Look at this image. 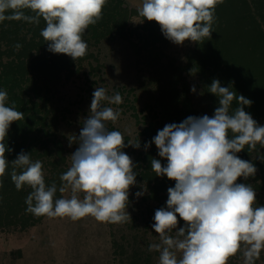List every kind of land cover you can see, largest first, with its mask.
Returning a JSON list of instances; mask_svg holds the SVG:
<instances>
[{
    "label": "clouds",
    "instance_id": "9594fccd",
    "mask_svg": "<svg viewBox=\"0 0 264 264\" xmlns=\"http://www.w3.org/2000/svg\"><path fill=\"white\" fill-rule=\"evenodd\" d=\"M223 0H141L139 16L155 21L171 42L183 45L211 39L215 10ZM107 0H0V23L23 21L45 27L40 36L48 51L65 54L74 61L88 52L83 39L90 25L103 18ZM19 50L22 45H14ZM195 92L193 86L191 89ZM208 91L218 97L219 106L211 117L189 116L180 123L166 124L152 138L160 159L152 158L155 176L175 181L167 189L166 207L158 208L152 229L159 242L148 246L159 254L158 264H228L239 254L243 264H256L264 252V206L257 205L256 190L251 184L237 183L255 176V165L237 153L247 146L264 161V126L244 110L252 101L237 95L231 87L214 79ZM122 96L107 95L104 87L92 93L90 113L83 120L71 164L59 177L61 184L46 183L43 163L33 161L31 153L21 151L9 161L12 151L7 135L13 122L24 119V113L8 106V93L0 90V187L10 174L17 191L25 186L31 191L25 199L26 212L36 217L70 218L78 221L93 217L101 223L122 224L131 220L127 211L130 188L136 184V164L123 149L137 143L128 142L120 131L109 130L121 109ZM236 102L237 107L233 108ZM259 145V149L258 146ZM71 146V142L69 144ZM145 144V150L149 147ZM10 168V173H9ZM71 191L69 198H56L57 191ZM144 193L137 192L140 197ZM82 197V198H81ZM183 227H178L179 221Z\"/></svg>",
    "mask_w": 264,
    "mask_h": 264
},
{
    "label": "trees",
    "instance_id": "16d2710c",
    "mask_svg": "<svg viewBox=\"0 0 264 264\" xmlns=\"http://www.w3.org/2000/svg\"><path fill=\"white\" fill-rule=\"evenodd\" d=\"M136 13L137 7L127 0H107L103 18L90 25L83 36L89 46L87 55L76 61L65 54L48 51L47 43L40 36L45 27L43 19L39 25L7 20L0 23V90L7 91L8 106L14 105L24 113V119L13 122L8 131L7 144L12 149L6 152L9 161L16 159L21 151L31 153L33 161H42L46 183L55 182L60 186L59 177L68 169L59 130L64 116L62 91L66 81L93 56L91 49L99 47L104 40L119 38L134 43L132 34L136 29L131 27L128 18ZM215 15L211 39L190 49L186 63L168 55L166 59L161 58V44L167 38L151 21L145 19L147 24L138 35L137 42L142 43L138 47L139 55H145L150 65L142 69L148 79L145 90L149 100L143 114L145 126L140 148L133 147L130 152L127 146L124 151L129 156L133 151L136 180L147 188L143 199L147 202V211L152 213L166 207L167 189L174 187L175 181L155 176L151 170L152 158L160 159L162 165L167 161L158 156L155 144L150 142L166 124H178L189 116L214 115L219 106L218 97L208 91L214 79L251 100V106H244V110L264 126V0H223L217 5ZM17 43L22 45L19 50L14 47ZM194 82L201 92V102L194 100L191 91ZM237 106L236 102L232 105ZM145 144L150 145L146 150ZM259 151L264 154V148ZM237 155L257 169L255 176L247 180L240 177L237 183L253 185L259 206L264 203V161L256 151L249 152L247 146ZM2 180L0 226H27L37 222L40 217L26 212L25 199L31 189L25 186L17 191L10 174ZM61 197L62 193L57 191L56 198ZM178 221L184 223L179 217ZM150 257L151 253L135 244L122 260L126 259V264H152Z\"/></svg>",
    "mask_w": 264,
    "mask_h": 264
},
{
    "label": "rangeland",
    "instance_id": "374dc122",
    "mask_svg": "<svg viewBox=\"0 0 264 264\" xmlns=\"http://www.w3.org/2000/svg\"><path fill=\"white\" fill-rule=\"evenodd\" d=\"M127 1L137 8L141 4V0ZM226 3L228 5V1ZM128 21L136 29L132 34L134 43L119 38L104 40L99 47L91 49L93 56L82 63L80 70L71 75L63 88L61 114L64 116L61 118L59 130L67 156V168L71 164L70 155L78 147L72 137H78L83 120L90 113L92 93L96 87H104L108 96L119 92L123 99V103L119 105L104 102L105 106L122 110L115 123H107L108 129L120 131L125 144L137 143L143 137V114L147 111L145 104L149 97L145 90L148 79L144 77L142 69L150 68V65L146 63L145 55H139L138 47L142 43L137 41L138 35L143 32L141 27L147 21L138 13L131 15ZM151 22L163 35L160 26L155 21ZM196 44L185 41L183 45H177L167 39L161 44V58L166 59L168 55L175 57L177 62L186 63L190 49ZM187 81L189 86V77ZM192 86L195 87V82ZM195 89L192 92L194 100L201 102V92L198 88ZM129 148L131 152L133 147ZM130 155L134 162L133 151ZM137 192L144 194L137 197ZM145 193V185L136 180L129 192L127 211L131 220L122 224L101 223L91 216L78 221L67 217L41 216L32 225L0 226V264H126V259H122L131 252L135 244H140L147 252L150 244L159 242L158 234L151 227L155 213L147 211V202L143 199ZM70 195L71 191L68 189L62 197L69 198ZM259 206H264V203ZM183 226L184 223L179 222L178 227ZM149 253L152 264H158L159 254L154 251ZM228 264H243L242 257L237 254L229 259ZM256 264H264V252Z\"/></svg>",
    "mask_w": 264,
    "mask_h": 264
}]
</instances>
